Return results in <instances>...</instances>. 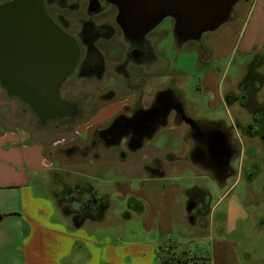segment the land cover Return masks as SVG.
I'll list each match as a JSON object with an SVG mask.
<instances>
[{
	"label": "rangeland",
	"instance_id": "374dc122",
	"mask_svg": "<svg viewBox=\"0 0 264 264\" xmlns=\"http://www.w3.org/2000/svg\"><path fill=\"white\" fill-rule=\"evenodd\" d=\"M78 19L71 18L70 31L72 33H75L78 28ZM222 26L224 24L212 32L204 33L198 41L176 43L173 33L174 21L171 18L163 19L148 32L152 52L157 58L155 62L157 66L154 67L155 64L152 66L154 70L152 74L141 72L139 75L145 77L146 96H153L154 90L163 89L167 84H173L179 95V97H175L182 99L192 116L202 122L219 123L231 130L233 136H231V140L235 145L236 152L229 164L236 170L235 178L227 179L222 183L211 178L207 172L205 173L202 168L203 163H201L202 155L204 156L202 150L196 151L193 159L188 158L184 162L177 160L186 152V146L180 138L181 130L172 129L174 125L171 123L166 129L159 130L139 151L131 146L124 161L119 158L118 147L109 149L97 147L88 156L79 153L77 156L66 158L60 154L58 148H64L72 142L82 146L88 138L86 132L90 131L89 129L84 131L86 125L82 124V127L63 133L41 129L44 132L40 133L42 138H38L37 127L20 113L21 102L16 100L7 102L0 92V107L8 108L6 114L9 117L1 132H6V127L21 124L32 132V138L42 139L43 151L45 145L44 155L48 157L45 158L53 162L56 168L64 170L60 173V179H63L64 184H72L75 180L88 182L100 194L109 198L106 215L110 219L96 227H90L87 223L85 228H91L92 233L104 234L107 232L114 239L122 237L124 242L155 239L156 243L161 245H174L176 253L183 252L184 256L192 258V264H205L203 258L210 255L208 241L201 238L205 234L214 242L233 240L237 244L238 264H264V151L258 140L243 138L239 134L236 135L231 129L234 118L245 121L249 117L237 106L226 107L217 92L221 73H225L224 75L230 79L237 78L245 58L233 52L230 39H227L222 42L223 48L220 49L224 56H218L205 62L208 63L206 66L200 63L201 60L208 58L204 40L220 32ZM219 42L221 40L217 41V44ZM104 49L107 50L104 51ZM124 49L125 45L116 36L111 42L101 46L100 53L102 58L110 66H113L120 63ZM121 68L130 76V72L134 74V69L128 65H121ZM260 71L264 73V68ZM118 84H120V80L117 81L116 77L109 72L105 86L116 85L115 90H117ZM87 86L85 81L78 82L74 86V91L86 93ZM221 90L223 96L225 85L221 87ZM128 92L122 93L127 94ZM122 93L117 92V96L120 97L119 95ZM263 97L264 89L258 98L262 99ZM125 100L123 96L114 98L112 102L104 104L99 109L95 118L93 117L94 119L87 118L86 122L88 121L90 124L107 122L111 114L114 116L121 110L120 107ZM105 142L110 143L111 140L106 138ZM28 144H31L30 141ZM168 153L174 156L169 162L171 165L167 164L166 158L163 157ZM200 158L201 161H199ZM155 159L164 166V170L168 174L166 180L155 181L151 178L156 175L144 174L142 166L152 164ZM28 175L32 177L37 174L31 172ZM40 176L43 177L41 173ZM50 182L51 175L50 172H47L44 182L39 184L40 187L36 184L32 185L36 193L45 194L54 205V193L55 190H58L57 186L61 181L53 182L52 186L49 185ZM48 185L49 187H47ZM154 188L159 194L166 192L165 196L169 197V200L175 201L171 211V228L165 227V225L160 226L159 220L152 215L154 206L152 205L151 209L149 201H147V203L149 202L148 217L145 220L142 219L141 209L130 207V197H121V194L129 192L147 199L150 191L152 192L150 189ZM180 188L183 189L181 196L178 194ZM190 188H193L192 192L194 191V193L203 194L206 192L209 196V205L215 206L216 204L213 210L215 214L223 215V221H220L222 224L212 223L209 226L208 218L206 221L208 227L205 225L206 228L201 225L203 227L199 229L198 221L192 225L188 224L185 218L184 197L187 198V195L184 193V189ZM10 204V197L6 191H0V211H3L0 213V264H22L23 252L27 246L23 241V230H26H22L24 225L18 220L19 216L15 211L7 212ZM55 210L57 211L56 208ZM181 213L184 214L183 221L179 218ZM58 215L62 222L70 224L69 219L63 217L59 212ZM150 224L154 225L155 238H153L152 232L145 230V227ZM222 226L228 231L229 236L220 234ZM41 247L47 251V255L50 254L48 243L43 242V237Z\"/></svg>",
	"mask_w": 264,
	"mask_h": 264
},
{
	"label": "flooded vegetation",
	"instance_id": "af4514ba",
	"mask_svg": "<svg viewBox=\"0 0 264 264\" xmlns=\"http://www.w3.org/2000/svg\"><path fill=\"white\" fill-rule=\"evenodd\" d=\"M92 4L93 0H0L2 97L20 100L21 111L27 113L29 122L37 128L63 133L82 127V124L86 125L84 131H90L86 132L88 138L82 146L72 142L64 148H58L66 158L79 153L88 156L97 147H118L119 158L124 161L131 146L139 151L159 130L166 129L171 123L174 125L172 129L181 130L180 138L186 146V152L177 160L184 162L188 158L193 159L194 153L202 150V168L208 166L217 171L218 179L208 173L211 178L222 183L235 178L236 170L229 164L236 152L231 140V130L220 124L218 127L214 126L217 130L206 134L203 122L188 112L181 98L175 97L179 95L173 84L154 90L153 96H146L145 77H141L139 73L152 74V66L157 61L148 32L143 37L125 38L118 24L119 10L113 0H97L95 8ZM71 18H79L75 33L70 31ZM116 36L125 45V49L120 63L110 66L102 58L100 51L101 46L111 42ZM121 65L133 68L134 74L129 71L131 76L128 75ZM109 72L117 81L120 80L117 90L116 85L105 86ZM82 81L88 85V91L75 92V84ZM263 89L264 86L255 98L259 103L264 101V97L258 98ZM117 92H128L119 95L126 99L121 110L107 122L88 125L87 118L96 116L104 104L120 98ZM153 112L157 115L149 118L147 115ZM246 114L249 118L245 121L237 118L232 120L231 129L236 135L242 136L237 124L243 126L251 122L250 115ZM146 117L148 119H144ZM218 131L224 135L231 153V158L224 167L216 165V159L210 156L207 148L208 135ZM242 137L256 139L261 144L257 137ZM106 138L111 142L106 143ZM170 155L164 157L169 165L174 157ZM158 164L157 160H153L152 164L142 166L144 174L164 176V166L160 165L158 168ZM192 190L190 188L185 191V218L191 225L198 221L199 229L203 226L206 228L209 196L206 192L198 194ZM129 204L131 208L134 207ZM84 205L87 211H82V218H90L96 214L93 204L87 202Z\"/></svg>",
	"mask_w": 264,
	"mask_h": 264
},
{
	"label": "crops",
	"instance_id": "0c3cea01",
	"mask_svg": "<svg viewBox=\"0 0 264 264\" xmlns=\"http://www.w3.org/2000/svg\"><path fill=\"white\" fill-rule=\"evenodd\" d=\"M222 27L220 32L204 40L208 58L201 60L200 63L206 66L208 63L205 62L218 56H224L220 49L223 48L222 42L227 39H230L233 52L245 59L237 78L230 79L224 75L225 73H221L217 90L220 98L223 97L221 90L223 85H225L224 93L227 90H234L244 75L246 64L254 54H260L264 58V0H238L231 10L229 19ZM220 40L221 42L217 44ZM262 68H264V63L260 70ZM6 100L7 102L14 100L21 102L17 98ZM7 109L6 106L0 107V191H6L10 197L11 204L7 212L15 211L19 216L18 220L24 225L22 230H26H23V241L27 246L23 252L22 264H159L156 250L158 246L163 245L156 243L155 239L124 242L122 237L114 239L107 232L94 234L91 228H85L87 223L90 227H96L102 223L89 221L78 227L73 226L71 220L70 224L62 222L53 202L45 194L36 193L32 184L40 187L39 184L44 182L47 172L51 175L50 186L56 181L63 182V179H60V173L64 170L56 168V165L44 155L45 145L43 151L42 139L32 138V132L21 124L6 127V132H1L5 122L9 120L6 114ZM20 113L29 118L27 113L22 111ZM37 131L38 138H42L40 133L44 131L40 128H37ZM29 141L31 144H28ZM31 172H36L37 175L30 177L28 174ZM166 176L168 174L156 175L151 179L166 180ZM83 180L87 181L85 178ZM150 190L152 192L150 191L147 199L129 192L121 194V197L132 198L134 209H139L136 201L141 202L144 207L142 219L145 220L148 217V203L150 202L151 209L152 205L154 206L152 215L159 220L160 226L165 225L171 228V211L175 201L169 200V197L165 196L166 192L159 194L155 188ZM182 190V188L178 190L179 195L183 194ZM186 190L188 189H184V193ZM185 199L184 197V202ZM215 206L209 205V213L205 218L206 221L207 218L209 219V226L212 223L218 225L222 221L213 211ZM106 214L103 223L110 219ZM183 216L184 214L181 213L179 217L181 221L184 220ZM221 228L220 234L229 236L228 231L223 226ZM145 230L155 233L154 225L151 224L146 226ZM42 237L43 242L48 243L50 248L49 255L41 247ZM155 237L154 234L153 238ZM201 238L209 243L210 255L205 256L207 264H238L237 244L233 240L214 242L205 234Z\"/></svg>",
	"mask_w": 264,
	"mask_h": 264
},
{
	"label": "trees",
	"instance_id": "16d2710c",
	"mask_svg": "<svg viewBox=\"0 0 264 264\" xmlns=\"http://www.w3.org/2000/svg\"><path fill=\"white\" fill-rule=\"evenodd\" d=\"M175 27H173V31ZM175 42L180 43V40L174 36ZM264 63V58L260 54H254L245 66V72L242 78L237 83L235 90L227 91L223 94L222 100L226 107L237 105L245 110L251 117V122L240 126L237 124L242 136L259 138L262 149L264 150V101L257 102L256 95L264 86V76L260 73V68ZM219 123L203 122V127L206 129L205 133L215 131L214 126L218 127ZM170 155L169 153L166 154ZM164 155L163 157H165ZM171 156V155H170ZM169 157V156H168ZM162 165L160 162L158 168ZM207 168V169H206ZM203 169L205 173L211 174L213 178L218 179L217 171L214 168ZM203 170V171H204ZM55 186L53 187V189ZM58 190L54 193V205L57 211L67 219L71 220L73 226L81 227L85 222L102 223L104 221L105 213L109 208V198L102 195L91 184L84 181H75L74 183H59ZM191 191V190H190ZM189 191H187L188 194ZM93 204L95 207V215L90 218H82L85 209V203ZM132 204V198L129 199ZM137 207L144 210L141 202L136 201ZM87 211V207L85 209ZM209 207L206 209V216H208ZM223 221V215H216ZM156 257L161 264H192V258L184 256V253H176L174 245H163L157 248ZM207 259L203 258V262ZM206 264V262H205Z\"/></svg>",
	"mask_w": 264,
	"mask_h": 264
},
{
	"label": "water",
	"instance_id": "95a60500",
	"mask_svg": "<svg viewBox=\"0 0 264 264\" xmlns=\"http://www.w3.org/2000/svg\"><path fill=\"white\" fill-rule=\"evenodd\" d=\"M237 1L113 0L119 10L118 24L125 38L143 37L163 19L171 18L175 27L173 33L182 42L198 41L204 33L218 29L229 19L231 10ZM96 4L97 0H93L94 8ZM156 115V112H153L147 116L150 118ZM207 148L210 156L216 159L218 167H224L229 162L231 153L221 132L208 135Z\"/></svg>",
	"mask_w": 264,
	"mask_h": 264
}]
</instances>
